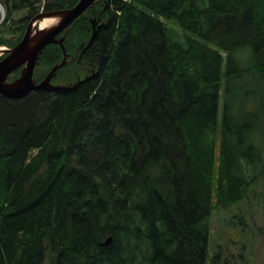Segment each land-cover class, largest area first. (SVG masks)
<instances>
[{
  "label": "trees",
  "instance_id": "trees-1",
  "mask_svg": "<svg viewBox=\"0 0 264 264\" xmlns=\"http://www.w3.org/2000/svg\"><path fill=\"white\" fill-rule=\"evenodd\" d=\"M111 5L64 89L0 95V264H207L212 212L264 176V0Z\"/></svg>",
  "mask_w": 264,
  "mask_h": 264
},
{
  "label": "water",
  "instance_id": "water-1",
  "mask_svg": "<svg viewBox=\"0 0 264 264\" xmlns=\"http://www.w3.org/2000/svg\"><path fill=\"white\" fill-rule=\"evenodd\" d=\"M27 0H20L21 5ZM75 0H49L54 5L64 6L72 4ZM98 0H78L71 8L39 13L31 20L22 39L11 48H0V53L6 54L0 59V95L11 100H20L27 97L31 92L38 90L55 92L64 89L67 84H54L52 79L56 76L58 70L63 68L70 61L64 47V40L69 32V27L84 12L93 6ZM26 6H29L28 4ZM24 6H16L15 0H12L11 9L17 11ZM50 19L52 22L45 28H35L39 20ZM93 31L87 44L80 51L78 59L91 46L96 36L95 21L92 20ZM65 32L60 38H56L62 32ZM50 44H57L63 52L62 59L57 62L46 76L38 80L34 77L35 67L38 58L45 47ZM20 70L18 77L10 80V76ZM94 73V70H92ZM84 81V80H82ZM82 81L76 82L72 88H76ZM111 238L105 242L109 243Z\"/></svg>",
  "mask_w": 264,
  "mask_h": 264
},
{
  "label": "rangeland",
  "instance_id": "rangeland-1",
  "mask_svg": "<svg viewBox=\"0 0 264 264\" xmlns=\"http://www.w3.org/2000/svg\"><path fill=\"white\" fill-rule=\"evenodd\" d=\"M21 13L14 11L9 17V25L15 23ZM165 23L175 32H183L175 21L165 20ZM9 25L0 27V42L6 38L3 44L6 46L11 43ZM69 71L65 68L58 77L66 81ZM208 251L207 264H264V176L249 190L243 201L212 212Z\"/></svg>",
  "mask_w": 264,
  "mask_h": 264
},
{
  "label": "flooded vegetation",
  "instance_id": "flooded-vegetation-1",
  "mask_svg": "<svg viewBox=\"0 0 264 264\" xmlns=\"http://www.w3.org/2000/svg\"><path fill=\"white\" fill-rule=\"evenodd\" d=\"M40 1L41 0H27L23 3V5H21L20 0H15L16 6H24V7H21L20 9L17 10V11H21L22 13L20 14V16L17 17L15 23H12L9 25L8 31L10 33L11 41H12L13 45L12 46L8 45L7 48L13 47L15 44H17L22 39V37H23L27 27L29 26V23L31 22V20L33 18H35V16L37 14H39L38 10H39V2ZM98 1H100V3H98V5H97V7L99 6L98 10L96 7L97 12H95V9H93V6L96 4L95 3L93 6L88 8L84 12V14L81 16V17L87 18V20L89 22L90 28L87 29L88 40L91 37L92 31H93L92 20L95 21L96 35H97L98 31H100L102 28H105L107 26V22L109 21L110 12L112 9L111 0H98ZM44 2L45 3H44V7H43V12H49V11H56V10H63V9L71 8L78 2V0H75L72 4H66L64 6L54 5V4L50 3L49 0H44ZM101 3H102V7H101L102 9L100 8ZM27 4L29 6H26ZM49 5H51L52 7H50ZM33 26L35 28H37L38 27L37 22L35 24L33 23ZM70 27H71V25H70ZM70 27H69V31H70ZM65 32L66 31L62 32L56 38L57 39L60 38L62 35L65 34ZM68 34H69V32L67 33V36H68ZM67 36L64 40V44H65V41L67 39ZM88 40H87V42H88ZM80 51H81V49L79 50L77 56L74 57V56L70 55L69 58L71 59V61H74L76 64H81V63L83 64L86 62L88 64V66H90V61L87 59L86 60L84 59L85 53H83L81 60H78ZM4 56H5V54L2 57H4ZM87 71H90V70L88 69ZM18 72L20 73V70H18ZM15 78L16 77L13 78L11 76L10 80H14Z\"/></svg>",
  "mask_w": 264,
  "mask_h": 264
},
{
  "label": "bare ground",
  "instance_id": "bare-ground-1",
  "mask_svg": "<svg viewBox=\"0 0 264 264\" xmlns=\"http://www.w3.org/2000/svg\"><path fill=\"white\" fill-rule=\"evenodd\" d=\"M49 22H52L50 19H44L42 22H41V24H40V26H41V28H43V27H45V26H47L48 24H49ZM180 35H182V33L180 34ZM182 38V37H181ZM177 41V40H176ZM184 42V41H183ZM173 43V42H172ZM171 43V44H172ZM174 44V43H173ZM177 44V43H176ZM112 206V205H111ZM127 206V205H126ZM120 212V211H119ZM120 214V213H119ZM131 218V217H130ZM122 219V218H121ZM122 222V221H121ZM135 222V221H134ZM110 223V222H109ZM138 223V222H137ZM136 224V223H135ZM143 228V227H142ZM115 229V228H114ZM56 256V255H55ZM123 258V257H122ZM123 259H125V258H123Z\"/></svg>",
  "mask_w": 264,
  "mask_h": 264
},
{
  "label": "built area",
  "instance_id": "built-area-1",
  "mask_svg": "<svg viewBox=\"0 0 264 264\" xmlns=\"http://www.w3.org/2000/svg\"><path fill=\"white\" fill-rule=\"evenodd\" d=\"M3 20H4V8L0 4V24L3 22Z\"/></svg>",
  "mask_w": 264,
  "mask_h": 264
}]
</instances>
